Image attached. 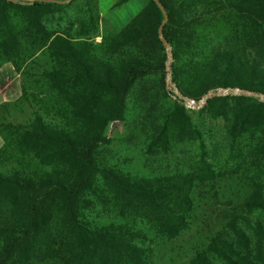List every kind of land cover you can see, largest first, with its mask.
<instances>
[{
  "label": "trees",
  "instance_id": "obj_1",
  "mask_svg": "<svg viewBox=\"0 0 264 264\" xmlns=\"http://www.w3.org/2000/svg\"><path fill=\"white\" fill-rule=\"evenodd\" d=\"M75 1L0 0V68L12 64L18 103L31 108L26 122L0 119V264H154L155 243L189 229L218 177L185 99L225 90L199 111L225 122L250 184L241 211L189 264H264V101L232 93L264 95V0H158L169 87L155 0L100 42L90 0L85 19L64 25ZM165 97L173 103L148 148L198 143L190 170L150 178L104 163L109 128L127 119L131 101L148 116Z\"/></svg>",
  "mask_w": 264,
  "mask_h": 264
},
{
  "label": "rangeland",
  "instance_id": "obj_2",
  "mask_svg": "<svg viewBox=\"0 0 264 264\" xmlns=\"http://www.w3.org/2000/svg\"><path fill=\"white\" fill-rule=\"evenodd\" d=\"M86 1L88 0H76L66 9L65 26L68 22L77 23L81 20L83 11L88 8L85 5ZM118 1L90 0V4L95 6L102 19L100 26L102 31L99 30V34L118 31L110 18L115 19L117 27L122 28L139 12L141 5L147 0H129L116 6ZM13 88L19 90V83L15 82ZM19 98L9 104L7 110L0 107L1 120L28 121L31 108L27 103H18ZM172 103L173 97H165L155 104L154 108H150L151 112L146 116L142 114V108L131 101V111L127 119L115 122L109 128L108 136L111 141L100 151L103 162L122 168L134 176L150 178L190 170L200 157L198 143L176 144L168 150L148 148L156 126L161 122V115L167 113ZM187 108L193 121L204 133L208 160L216 166L218 177L212 186L208 185L203 190L197 200L189 229L177 239L155 243L154 264H189L195 253L226 224L228 217L234 212L241 211L250 184L243 169L239 168L236 155L232 153L225 122L222 119H212L206 113H200V108L194 107L191 103L187 104ZM259 216L264 219V213H260Z\"/></svg>",
  "mask_w": 264,
  "mask_h": 264
},
{
  "label": "crops",
  "instance_id": "obj_3",
  "mask_svg": "<svg viewBox=\"0 0 264 264\" xmlns=\"http://www.w3.org/2000/svg\"><path fill=\"white\" fill-rule=\"evenodd\" d=\"M18 1H24V2H33L35 0H18ZM131 1V0H130ZM133 1V0H132ZM146 4V3H145ZM144 4V5H145ZM144 5H141V9ZM140 9V10H141ZM139 10V11H140ZM105 17V16H102ZM81 19H85V12L83 11V15ZM112 25L115 26L116 30H121L122 28L117 27L116 20L111 19ZM100 31H102V28L100 27ZM103 33L100 32L99 36L96 37L95 41H101ZM15 82L19 83L20 89L13 88V85ZM14 89V90H13ZM22 94V80L20 75L15 71L14 67L11 63H6L0 68V107L4 104H12L15 102ZM4 142L2 138L0 137V148L3 146Z\"/></svg>",
  "mask_w": 264,
  "mask_h": 264
},
{
  "label": "water",
  "instance_id": "obj_4",
  "mask_svg": "<svg viewBox=\"0 0 264 264\" xmlns=\"http://www.w3.org/2000/svg\"><path fill=\"white\" fill-rule=\"evenodd\" d=\"M48 1H52V2H56V3H61V4H65V3H70L72 0H48ZM156 3L158 4V6L163 10V14H164V22L161 24V26L159 27L158 30V34L159 37L162 41V43L165 45L167 54H168V59H167V63H166V70H167V86L169 87L171 81H172V74H171V60H172V47L169 44V42L164 38V34H163V28L164 26L167 24L168 22V15L166 13V11L164 10L163 6L161 5V3L158 0H155ZM176 93L178 94V91H176ZM229 91L225 90V91H219V92H209L208 94H206L199 103H196L194 101H189L188 99H185V101H187V103H191L193 104L194 107L196 108H201L206 101L211 98L212 96H219V95H226L228 94ZM233 94H244L247 96H259L263 101H264V95H258L254 92H245V91H240V90H234L232 91Z\"/></svg>",
  "mask_w": 264,
  "mask_h": 264
}]
</instances>
